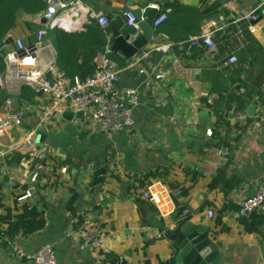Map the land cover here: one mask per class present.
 Wrapping results in <instances>:
<instances>
[{
	"label": "crops",
	"instance_id": "crops-1",
	"mask_svg": "<svg viewBox=\"0 0 264 264\" xmlns=\"http://www.w3.org/2000/svg\"><path fill=\"white\" fill-rule=\"evenodd\" d=\"M126 1L99 0L104 6H123ZM162 1L153 0L152 4L159 6ZM232 1L238 8L253 9L256 7L260 13L264 12V0ZM182 2L186 8H195L200 3L199 0H182ZM87 4L96 10L92 3L88 2ZM229 14L232 18L234 17V12L229 11ZM219 16L206 20L202 26L215 28L216 32L232 33L236 39L235 45H243V42L245 43L244 34L243 37L236 35L233 29H230L231 22L228 17L224 15L229 23L226 27L220 21ZM36 17L25 15L24 21L33 22ZM249 26L254 27L255 31L252 33L264 47V33L262 32L264 19L255 24L250 22ZM13 31L18 36L34 32L27 28L24 30L14 29ZM223 53L229 59L228 51L221 52L219 57ZM117 54L121 57V63L118 64L117 87L137 86L141 95L140 104L133 111L134 126L123 133L122 137L119 136L121 138L118 141L127 139L129 136L137 145L134 147L136 150L132 151L141 153L148 149L153 160L151 167L168 165L171 169L170 179L177 180L182 185L189 187L186 195L175 197V203L177 201L186 202L188 210L191 212V217L187 222L196 228L205 227L209 230V236L221 252L222 264H264V224L260 225L256 231L249 233L245 231L243 224L237 218L227 216L225 222L229 228L224 230L215 223L216 212L213 217L208 216L207 210L213 209L212 207H206L202 212H196V208L205 200H208L215 208L221 207L225 202L224 195L210 186L212 175L221 167V159L225 158L226 162L229 160L228 169L243 180L242 186L235 188L231 195V201L234 203H238L241 198L251 194L255 187L264 180V123L259 121V116L264 114V104H260L257 101L258 97L255 96L248 101V107L243 112L238 110L234 103L225 109L229 110L235 106L238 111L234 120L225 117L223 112L224 118L231 122L233 128L231 137L236 138L234 149L229 151L226 146L212 145L215 115L213 107L209 103L216 99V95L209 91V84L201 79V64L208 63L207 65L210 67L218 66L226 74H230L233 64L227 60L220 61L218 58L213 63L203 58V54L201 59L197 60L196 65L188 66L186 58L190 56L183 57L179 63H173L169 56L161 52H154L151 58L129 68L127 63L130 59H126L120 53ZM221 63L232 67L225 70ZM240 75L248 83L261 88L264 92V53L253 69H243ZM244 90L241 88V92ZM45 101L46 99H44ZM39 105L34 106L38 107ZM249 106L253 107L252 112H250ZM33 113L35 111L29 115L28 122L30 124H34ZM88 118V114L81 120L74 119L72 121L60 117L55 128L69 127L71 124L80 126L81 122L84 124V134L92 133L93 129ZM237 120L241 125L247 124L246 128L236 127ZM47 132L48 130L41 132L42 142L50 141ZM11 135L17 137L18 130L13 129ZM6 140H9V136L6 137ZM151 144H153L152 147H150ZM46 150L48 154L59 155L61 159H65L66 163L67 157H71L73 162L76 158H82L75 157L70 152H60L59 148L46 147ZM114 151L115 153H111L112 166H110L111 163L109 166L114 167L113 162H116L118 172L124 181L118 182L106 175L102 188L91 187L92 174L88 172V169L93 168L97 163L105 166L106 162L110 160L107 150L104 151L103 157L87 156L85 166L74 162L78 167H73L71 173L65 171V167H61L58 171L62 180H71L73 175H76L79 180L80 198L76 213L71 214L65 209L70 182H66L55 191L49 190L45 208L47 219L45 228L29 237L18 235L7 247L3 246L0 241V264H32L28 260L17 259L12 253V245L27 251H34L46 242L54 246L57 264H90L95 261L103 263L106 255L84 247L78 237L77 214L85 209L90 210L88 219L97 220L99 224L112 228L113 232L107 240L109 248L107 254H110L115 262L145 264L147 258L150 264H160L170 257L173 248L170 241L164 236V232L166 229L176 230L183 217L176 219L175 211L162 217L152 203L144 199L135 200L128 190L125 180L128 172L137 171H132L123 165V159L127 160L135 153H127L120 149H114ZM115 154L117 159L114 158ZM24 156L18 153L17 159L11 163H7V157L0 162L1 196L3 201L11 207L14 204L15 192L10 184V179L21 178L23 170L28 168ZM175 163L177 165H174ZM183 166H197L204 172V176L194 183L190 176L184 174ZM177 169L183 171V175L179 176ZM81 186L83 187L82 191L79 190ZM24 187L32 190L34 186L25 184ZM162 227L164 231L161 230ZM146 243L148 245L145 255L142 247Z\"/></svg>",
	"mask_w": 264,
	"mask_h": 264
},
{
	"label": "built area",
	"instance_id": "built-area-1",
	"mask_svg": "<svg viewBox=\"0 0 264 264\" xmlns=\"http://www.w3.org/2000/svg\"><path fill=\"white\" fill-rule=\"evenodd\" d=\"M41 1L45 8L33 20L38 28L32 34L25 36H18L11 30L3 37L0 44V61L4 65V70L0 72V88H4L10 95L0 108V162L16 152L25 155L28 168L23 170L21 178L10 179L19 202L32 200V190L24 187L25 184L33 187L38 182H50L54 178L48 172L47 166L39 162L48 154L46 147L42 145L39 128L45 130L55 128L64 111L68 110L72 113L82 111L83 118L89 115L88 121L94 131L102 132L112 138L129 131L134 126L133 111L141 101L137 86L117 87L119 68L118 62L111 55L113 51L109 15L94 10L81 0ZM151 5L159 9L157 4ZM225 7L234 12V23L244 19L252 22L256 19L255 9L238 8L232 0L227 1ZM219 18L227 27L229 23L226 17L220 15ZM167 19V14L159 11L154 20L153 31ZM140 22L133 13H127L129 41L134 40L141 32ZM95 24L101 28L106 38L101 52L95 58L96 68L85 79L71 83L66 72L57 65L56 50L49 35L56 29L86 30ZM249 29L251 32L255 31L254 27L249 26ZM215 32V28L202 26L199 33L178 42L171 40L164 33L156 37L153 33L149 45L147 44L139 55L131 58L127 66L131 68L140 64L151 58L154 52H161L169 56L173 63H179L183 57L191 56L193 49H204L203 58L215 63L222 52L219 42L215 40ZM234 32L242 37L240 31ZM236 61L237 56L231 54L228 62L234 64ZM24 86L40 94L41 104L35 107L28 100L21 99L25 107L12 111L14 106L12 96L20 95ZM30 106L35 107L34 125L28 122L31 112L26 113ZM237 113L235 106H232L224 111V116L234 120ZM259 121L264 123V114L259 116ZM26 124H29L28 129H25ZM13 129L18 130L17 137H12ZM8 136L9 140H6ZM221 161L220 166L226 159ZM180 193V187H170L161 179L154 180L141 190L142 198L155 205L162 217L175 211V197ZM238 204V216L264 214V180L251 194L241 198ZM207 214L213 217L214 210L208 209ZM112 232L110 226L87 219L78 229V237L84 247L104 255L109 252L107 240ZM11 249L17 259H25L32 264L58 263L55 248L48 242L34 251H27L16 245H12Z\"/></svg>",
	"mask_w": 264,
	"mask_h": 264
},
{
	"label": "trees",
	"instance_id": "trees-1",
	"mask_svg": "<svg viewBox=\"0 0 264 264\" xmlns=\"http://www.w3.org/2000/svg\"><path fill=\"white\" fill-rule=\"evenodd\" d=\"M200 3L195 8H186L182 0H163L159 4L160 13H166L168 19L165 24L160 25L154 30V36L160 33L166 34L171 40L178 42L187 39L190 35L200 32L202 24L211 18H217L223 14L228 17L231 22L233 31L244 34L243 45H235L236 39L234 35L229 32H216L215 40L219 42L221 51H228L229 57L231 54L237 56V61L232 65L230 74H226L222 68L218 66H208L204 63L201 64V79L209 84V91L216 95V99L210 102L213 107L215 115V122L212 128V145L226 146L229 151L234 149L235 137H231L232 126L231 122L224 118L223 112L226 108L234 103L238 110L245 111L248 107V101L252 100L255 96L258 97L257 101L264 104V92L261 88L251 85L241 77L243 69H253L257 61L264 53V47L254 36L249 29L250 22L246 19L233 22L232 16L225 8V3L229 0H199ZM45 8L41 0H0V44L3 37L11 30L25 28L29 30H36L38 25L32 21H24L25 15L36 16L40 14ZM184 10V11H183ZM181 11V12H180ZM234 23V24H233ZM110 30V29H109ZM50 40L56 50L57 65L60 69L64 70L68 75L70 82L74 83L77 80H83L91 75L95 68V58L102 50V46L106 42V38L98 25H92L86 30H72L66 31L63 29H56L49 35ZM227 53V54H228ZM204 54V49H193L192 55L186 58V65H196L197 60L201 59ZM112 57L121 63V57L117 53L112 52ZM220 61H228L227 56L223 53L218 57ZM194 61V62H192ZM4 70V65L0 61V72ZM244 88V92H241ZM10 95L4 88H0V108H2L5 100ZM13 110L17 111L25 107L21 99H26L32 105L41 104V96L39 93L32 91L29 87L24 86L20 95L12 96ZM236 127L245 129L247 124H240L237 120ZM29 124H26L28 127ZM210 145V144H209ZM18 153L9 155L8 162L17 159ZM61 159L59 155L47 154L39 162L47 166L54 178L50 182H38L32 189V200H23L19 202L14 198L13 206H8L2 199L1 192L2 186L0 182V241L3 246L7 247L9 243L13 242L15 238L20 235L22 237H29L43 228L47 224L45 216V208L49 197V190L55 191L66 182H70L71 186L68 188V197L65 202V209L73 214L76 213L80 193L78 191L79 180L76 175L72 176L71 180H62L59 177V169L65 167V171L71 173L73 167H78L74 164L71 157H67V163ZM38 161V160H37ZM228 161L219 167L212 175L210 186L213 189L219 190L225 197V202L219 208H215L208 200H205L196 212H202L206 207H212L216 212L215 223L220 225L222 229L228 230L226 226L225 217L231 216L238 219L243 224L246 232H253L258 227L264 224V214L252 213L249 216H238L239 204L231 201V195L235 188L242 186L243 180L235 172H231L227 165ZM114 167H110L106 162L108 177L116 179L118 182L124 181V178L118 172L117 163ZM183 171L186 176H190L191 180L195 183L204 176V172L197 166H183ZM171 169L168 165H156L146 171L128 172L127 179L125 180L127 188L135 200L142 198L141 190L154 180L161 179L166 182L170 187H180V195H186L189 187L182 185L177 180L170 179ZM186 202L177 201L175 218L183 217L180 221L187 222L191 217V212L188 210ZM90 216V210L85 209L77 214L76 227H81ZM95 221V220H94ZM96 223L97 220L95 221ZM103 225V224H101ZM164 231V228H161ZM146 243L143 247V253L146 255ZM103 263L113 260L110 254H105ZM145 264H150L149 260L145 259Z\"/></svg>",
	"mask_w": 264,
	"mask_h": 264
},
{
	"label": "water",
	"instance_id": "water-1",
	"mask_svg": "<svg viewBox=\"0 0 264 264\" xmlns=\"http://www.w3.org/2000/svg\"><path fill=\"white\" fill-rule=\"evenodd\" d=\"M81 1L83 3L90 2L97 10L109 15V28L112 35L111 49L113 52L120 53L126 59H131L139 55L140 51L151 42L154 32V20L159 14V9L151 6L153 0H141L138 2L127 0L123 6H104L99 0ZM253 9H255L256 19L252 23L255 24L264 19V12L260 13V10L256 9V7ZM128 12L133 13L141 21V32L132 41H129L130 31L127 27ZM262 32L264 33V28ZM221 66L225 70L232 67L224 63H221ZM252 109L253 107L249 106L250 112H252ZM34 111L35 107L30 106L26 113ZM62 117L68 121L81 120L83 119V112L72 113L67 110L62 113ZM39 130L41 132L45 131L44 128H39ZM88 172L92 174L91 187L102 188L106 180L107 168L97 163L93 168L88 169ZM86 188L88 189V187ZM79 190L82 191L83 187L81 186ZM164 236L170 241L173 252L170 257L163 260L160 264H222L221 252L217 244L209 236V230L205 227L196 228L191 223L185 222L178 225L176 230L166 229ZM90 264L124 263L110 260L107 263L95 261Z\"/></svg>",
	"mask_w": 264,
	"mask_h": 264
},
{
	"label": "rangeland",
	"instance_id": "rangeland-1",
	"mask_svg": "<svg viewBox=\"0 0 264 264\" xmlns=\"http://www.w3.org/2000/svg\"><path fill=\"white\" fill-rule=\"evenodd\" d=\"M79 124L80 126L71 124L69 125V127L49 129L47 132V136L50 141H44L42 142V145H44L45 147L59 148L60 152H70L75 157H82L79 159L76 158V160L74 161L78 162L81 166L86 165L85 158H87V156L97 155L99 157H103L105 150H107L110 155V157L108 158L110 159L108 160V164H110L112 162L111 159L113 158L111 156V153H115L114 149H120L121 151L127 153H135V155L128 157L127 160L123 159V165H125V167L132 171H145L153 165L152 155L148 151V149L141 153L138 151H132L136 150L134 149V147L137 145L131 140V138H129V136L127 139H121V141H118V139L122 137L121 135L123 133L119 135L117 134L112 138L108 137L102 132H96L94 130L92 131V133L86 132V134H84V124L81 122ZM25 129H28V127H25ZM152 145L153 144H151L150 147H152ZM114 158L117 159L116 154ZM221 162L222 161H220V164ZM174 165H177V163H175ZM110 166H112V163L110 164ZM177 170V174H179V176L183 175V171H181L180 169Z\"/></svg>",
	"mask_w": 264,
	"mask_h": 264
}]
</instances>
